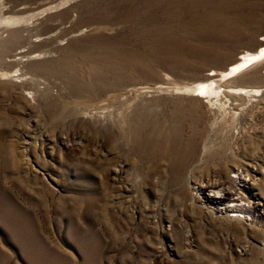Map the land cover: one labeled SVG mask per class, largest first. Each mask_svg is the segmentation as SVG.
<instances>
[{"label": "rangeland", "instance_id": "rangeland-1", "mask_svg": "<svg viewBox=\"0 0 264 264\" xmlns=\"http://www.w3.org/2000/svg\"><path fill=\"white\" fill-rule=\"evenodd\" d=\"M262 46L264 0H0V264H264V59L190 94Z\"/></svg>", "mask_w": 264, "mask_h": 264}, {"label": "bare ground", "instance_id": "bare-ground-1", "mask_svg": "<svg viewBox=\"0 0 264 264\" xmlns=\"http://www.w3.org/2000/svg\"><path fill=\"white\" fill-rule=\"evenodd\" d=\"M200 4V3H199ZM185 6L176 5L173 7V12L180 13L181 9ZM149 16H152L149 14ZM129 19L134 18V14H130ZM120 51L115 49H109L106 53H82V57L85 60H91L94 63V66L89 69V75L97 76L98 70L101 66L98 65L99 62H103V68L112 69V63L116 60L115 53ZM134 53H128L129 57H137L132 56ZM139 57L143 58L144 54H138ZM76 59V58H75ZM75 59H69L67 62V67L70 69H74L76 67ZM137 59V58H133ZM264 59V46H262L257 52L248 53L241 57V59L230 66L227 72L221 74L219 79H213L209 82H202L197 84V86L190 91V94L197 98L208 99L214 97V95L220 90L219 84L229 78H232L239 74L240 72L246 70L251 65L257 63L258 61ZM116 66V65H115ZM127 68V67H126ZM229 92L243 94L246 92H255L253 89H245V88H231L228 89ZM257 92L259 90H256ZM182 111V110H181ZM189 121V128L192 132H194L195 122L191 117H184L181 113L175 112L171 117L170 121L166 120V122H170L171 126L166 128L164 126H160L161 128L153 129L152 131H147L145 134L150 135V140H145L148 144L146 145L147 152L152 156H162V153L167 155V168L172 169L175 172L183 170L184 168L189 166L190 161L195 157V142L193 141V137L183 138L182 136V125L184 121ZM157 125L160 124L159 121L155 122ZM161 125V124H160ZM128 129V127H127ZM128 132V131H127ZM132 137L137 139V137H143L142 133L137 130L130 129ZM147 137V136H146ZM144 137L143 139H145ZM183 143V144H182ZM184 147H181V146ZM232 178H238V176L234 175ZM48 196V195H47ZM38 197V196H37ZM77 198V197H76ZM55 199V198H54ZM45 200V199H44ZM59 203V202H58ZM57 203V204H58ZM61 203V202H60ZM32 204V203H31ZM33 206V205H32ZM227 209V208H226ZM35 214V213H34ZM238 216L236 214H232L230 217ZM38 219V218H36ZM40 224V223H39Z\"/></svg>", "mask_w": 264, "mask_h": 264}]
</instances>
